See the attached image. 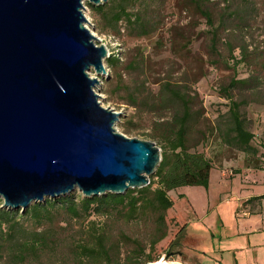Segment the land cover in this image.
Returning <instances> with one entry per match:
<instances>
[{
  "label": "rangeland",
  "instance_id": "rangeland-1",
  "mask_svg": "<svg viewBox=\"0 0 264 264\" xmlns=\"http://www.w3.org/2000/svg\"><path fill=\"white\" fill-rule=\"evenodd\" d=\"M207 1V8L219 28L220 42L215 51L210 48L209 28L193 11L188 0H164L154 17L159 30L146 38H137L124 30L120 35H114L84 3L90 32L110 43L107 46L110 53H120L121 59V65L115 71L104 63L105 75L96 76L93 71L89 74L98 79L95 92L100 97L101 106L121 114L114 126L116 132L129 139L152 142L160 153L163 148L161 135L171 121L172 110L177 109L173 104L172 108L167 104L169 108L166 106L161 110L134 109L128 104L131 92L151 93L150 97H155L162 85L169 83L175 90L190 91L196 115L203 111V120L196 126L191 139L194 144L191 152L201 153L210 161L209 186L207 190L181 187L168 193L174 207L166 216L167 237L151 252L153 263L213 264L221 261L223 264H264V222L261 224L259 215L255 214L260 211V202L245 203L246 199L264 193L263 171L247 169L245 156L224 144L220 135L229 128L230 107L222 96V88L232 78H253L254 91L232 94L234 100L245 103L241 113L255 137V145L260 147L259 164L264 167V0ZM243 49L245 58L234 66ZM132 61L140 62L138 70L126 69ZM204 132L205 139L201 141L200 134ZM71 194L82 196L77 190ZM182 196L186 202L180 198ZM240 205L242 211L236 214ZM15 211L19 214L21 209ZM61 218L63 216L55 217L46 230L34 229L31 223L23 222L30 231L48 232L50 229L58 237L46 245L39 256L30 257L23 264H72L71 260L63 259L70 257L74 248L85 241L82 227H86V222L67 224L64 220L59 224ZM92 219L105 229L113 243L120 242V234H124L138 240L145 253H150L151 220L123 223ZM184 220L189 222L187 231H181L172 242ZM248 240L251 241L249 245ZM119 247L120 255L115 261L124 264L133 246ZM10 248L11 243L2 247L0 264H19L9 259Z\"/></svg>",
  "mask_w": 264,
  "mask_h": 264
},
{
  "label": "water",
  "instance_id": "water-1",
  "mask_svg": "<svg viewBox=\"0 0 264 264\" xmlns=\"http://www.w3.org/2000/svg\"><path fill=\"white\" fill-rule=\"evenodd\" d=\"M107 2L0 0L2 208L22 213L76 190L124 195L156 171L159 148L116 132L121 114L101 106L89 74H106L108 53L84 3Z\"/></svg>",
  "mask_w": 264,
  "mask_h": 264
},
{
  "label": "trees",
  "instance_id": "trees-1",
  "mask_svg": "<svg viewBox=\"0 0 264 264\" xmlns=\"http://www.w3.org/2000/svg\"><path fill=\"white\" fill-rule=\"evenodd\" d=\"M164 0H108L107 4L93 6L85 5L101 18L114 35H120L121 30L127 31L137 38H146L159 30L154 17L158 7L164 5ZM193 11L202 18L209 28L210 48L216 50L220 42L219 28L215 26L214 17L207 8V0H188ZM188 6L189 8H191ZM186 46V44H185ZM187 48V46L185 47ZM232 57V50L229 51ZM241 58L236 60L239 65L245 58V50L240 52ZM107 67L116 70L120 61L116 56L109 57L104 62ZM139 61H132L126 69L135 71L139 69ZM256 85L253 78H232L229 84L222 88V96L229 102L228 126L222 132V141L230 148L245 156L247 169L264 171L259 164L262 155L260 147L254 143V135L249 131L241 108L243 101L234 100L233 92L254 91ZM190 91L175 90L169 83H164L160 92L155 97L151 93L139 94V91L128 95V104L137 109L149 111L161 110L173 104L177 110H172L171 121L161 135V161L156 171L149 179V184L141 189L128 190L124 195L106 194L97 197L85 198L81 195L69 194L55 200H46L42 204H34L24 212L5 209L0 200V260L3 259L2 247L11 243L9 259L13 263L23 264L27 259L39 256L46 245L54 242L58 237L52 230L37 232L28 230L23 222H29L35 229H43L51 225L55 217H61L60 222L75 223L86 222L85 241L74 248L71 256L63 260H71L72 264H118L115 257H119V246L132 245V252L125 257L124 264H147L155 260L151 256L155 246L167 237L166 216L174 207V201L168 193L181 187H197L208 189L209 174L212 165L201 153L191 152V144L196 126L203 120V111L199 115L194 111V100ZM169 98V99H167ZM172 101V103H171ZM167 106V107H166ZM169 108V107H168ZM172 108V105H171ZM198 119V121L196 120ZM208 133V132H207ZM206 133L200 134V139H205ZM185 202V197H180ZM264 194L249 198L245 203L261 202ZM107 219L123 223L139 220H151L152 234L149 239L150 253H145L139 241L120 234V242L113 243L101 225L92 219ZM66 228V227H64ZM63 228V229H64ZM183 225L172 242H175ZM183 235V234H182ZM3 243V244H2ZM171 244V243H170Z\"/></svg>",
  "mask_w": 264,
  "mask_h": 264
},
{
  "label": "crops",
  "instance_id": "crops-1",
  "mask_svg": "<svg viewBox=\"0 0 264 264\" xmlns=\"http://www.w3.org/2000/svg\"><path fill=\"white\" fill-rule=\"evenodd\" d=\"M263 175H262V177H263V179H264V171L263 172H261ZM262 194H264V193H262ZM261 194V195H262ZM185 197V196H184ZM248 199H246L245 201H247ZM244 202V201H243ZM241 206L242 205H240L238 208H237V210H236V214H237V212H240V211H242V209H240L241 208ZM258 208L260 209V211L259 212H256L255 214H258L259 215V218H260V223L261 224H263V222H264V200H262L259 204H258ZM246 215V214H245ZM249 216H251V215H249ZM248 217V216H247ZM185 221V223H184V226H185V231H187V225H188V221L187 220H184ZM259 222V221H258ZM263 240H264V238H263ZM251 243V241L250 240H248V242H247V244L249 245ZM256 245V244H255ZM215 263H219V264H223L221 261H219V262H215ZM214 264V263H213Z\"/></svg>",
  "mask_w": 264,
  "mask_h": 264
},
{
  "label": "built area",
  "instance_id": "built-area-1",
  "mask_svg": "<svg viewBox=\"0 0 264 264\" xmlns=\"http://www.w3.org/2000/svg\"><path fill=\"white\" fill-rule=\"evenodd\" d=\"M96 37V39H97V45H102V46H104L105 47V49H106V51H107V53H108V58L110 57V56H116L120 61H121V59H120V53H118L117 55H112V53H110V50L108 49V47L107 46H109L110 45V43H106V41H105V39H103L102 37H97V36H95ZM105 38V37H104ZM111 38H109V40H110ZM214 264H219V263H214Z\"/></svg>",
  "mask_w": 264,
  "mask_h": 264
},
{
  "label": "bare ground",
  "instance_id": "bare-ground-1",
  "mask_svg": "<svg viewBox=\"0 0 264 264\" xmlns=\"http://www.w3.org/2000/svg\"><path fill=\"white\" fill-rule=\"evenodd\" d=\"M155 264H161V263H155Z\"/></svg>",
  "mask_w": 264,
  "mask_h": 264
}]
</instances>
